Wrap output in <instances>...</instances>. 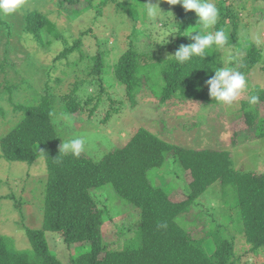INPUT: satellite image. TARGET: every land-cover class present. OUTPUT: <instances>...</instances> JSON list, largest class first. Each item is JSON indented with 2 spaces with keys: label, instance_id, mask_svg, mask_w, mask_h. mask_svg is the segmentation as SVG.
<instances>
[{
  "label": "trees",
  "instance_id": "1",
  "mask_svg": "<svg viewBox=\"0 0 264 264\" xmlns=\"http://www.w3.org/2000/svg\"><path fill=\"white\" fill-rule=\"evenodd\" d=\"M112 1L101 0L100 8L108 6ZM59 3L74 6L79 5L80 0H60ZM126 5L133 6L128 2L118 4L124 11H127ZM167 5L172 14L173 25L170 27L177 28L178 31L176 36H172L170 43L163 44L166 53H161V47L158 46L159 53H143L132 41L118 61L109 63L108 67L104 57H108L110 52H98L91 58L92 80L71 83L72 91L64 96V102L51 94L49 77L41 91L40 85L22 79L20 70L14 71L13 77H7L9 72L3 67L7 59L0 62V107H4V98L7 97L6 99H13L16 110L21 113L20 120L0 137V155L10 162L28 163L42 155L48 170L42 227L26 229L30 245L27 249H18L10 238L0 236V264H62L50 249L47 232L60 234L64 244L76 251L69 264H239L234 239L227 238L221 225L211 227L202 238H198L187 227L189 221H192L189 219L192 214H196L195 217L201 214L200 210L193 212L194 208L202 207L199 199L216 184L220 185L224 199L227 200L228 193L234 194L237 222L250 246L249 251L257 253L264 249V173L237 170L229 151L182 147L165 141L146 128H139L122 148L107 153L99 160H94L83 152L79 157L59 154L60 144L64 140L53 122V110L62 107L61 111L67 116L74 113L92 116L100 109L104 100L107 99V104L110 102L108 82L115 89L125 90L127 98L135 102L136 95L143 88L150 89L154 79L151 74L155 73L162 81L158 93L162 103L175 100L201 103L204 106H221L223 104L217 103L210 96L209 86L206 84L214 76L215 70L233 67L245 75L261 62V52L247 43V55L242 60L232 56L226 64L224 49L233 47L238 40L239 20L238 12L223 8L222 0L217 24L210 31H225L230 24L231 32L226 34L227 42L220 48L213 46L206 49L202 57H194L190 62L179 65L172 55L180 45L193 42L186 34L193 29L200 30V25L194 11L186 12L179 4ZM129 13L134 17L137 15L135 9H131ZM26 14L25 32L41 45H52L51 38L46 42L42 36L46 27H53L49 25V17L38 10L28 11ZM163 24L168 27L166 23ZM8 29L11 34L12 29ZM192 34L195 35L196 32ZM74 42L59 58L77 51L79 58L84 57L81 39ZM30 75V79L37 76L34 73ZM104 75L107 76V81ZM56 82H60V79L56 78L53 83ZM89 85L96 86L94 92L88 93ZM80 89L86 98L75 95ZM251 95H258L260 99L255 105H250L249 99L241 100L239 116L232 121L234 146L238 145L240 137L245 133L248 140L264 137V88L255 86ZM39 96L41 99L38 102H31ZM112 104L113 102L110 103L111 106ZM4 111V108H0V113ZM168 157L179 165L185 181L188 178L187 191L179 201H174L171 197L174 190L171 191L167 185H158L154 177L152 179V170L162 168ZM108 185L112 186L120 199L135 208L133 210L139 215V226L133 236H128L131 231H127L125 227L130 215L123 224L117 225L120 227V234L127 236L121 247L115 244L113 246L105 240L102 225L107 207L98 205L93 197L95 191H102ZM207 239L214 242L215 247L211 251L205 248Z\"/></svg>",
  "mask_w": 264,
  "mask_h": 264
},
{
  "label": "rangeland",
  "instance_id": "2",
  "mask_svg": "<svg viewBox=\"0 0 264 264\" xmlns=\"http://www.w3.org/2000/svg\"><path fill=\"white\" fill-rule=\"evenodd\" d=\"M59 1L25 0V6L18 13L9 16L0 15V62L7 59L5 66L2 64L4 70L9 72L7 77H13V72L20 70L22 79L40 85L41 91L49 77L51 94L62 101L64 96L72 91L71 83L77 80H92L91 58L98 52H110L108 57H104L106 66L109 63H116L132 41L143 53L152 55L155 52L159 53L158 46L164 54L167 50L162 47L163 44L170 43L172 36H176L178 31L177 28L170 27L171 24L173 25L172 14L167 9L166 0H113L103 8L99 5L101 0H80V4L74 6L61 5ZM221 1L211 0L217 9L220 8ZM123 2L132 3L133 6L126 5L127 11H124L118 6ZM146 3L152 4L156 9L153 15L148 14ZM223 8L237 11L239 20L238 40L233 47L224 49L226 64L232 56L242 60L247 55L245 50L247 43L254 45L262 55L261 62L245 74L247 87L236 101L221 106L213 104L204 106L201 103L191 104L175 100L162 103L158 95L162 81L157 74L152 73L154 79L150 89L143 88L136 95L135 102H131L125 90L115 89L108 82L110 102L107 104V99L104 100L100 109L92 116L85 113L67 116L61 111L62 107L53 110L55 113L53 122L63 135V140L84 138L86 143L83 153L94 160H99L107 153L122 148L137 129L146 128L165 141L182 147L229 151L233 166L237 170L264 173V137L248 140L245 133L240 137L237 146L232 142V121L239 116L241 100H248L255 86L264 88V2L223 0ZM131 9L137 11L135 17L129 13ZM32 10H38L49 17L51 22L49 25L53 27H46L42 36L46 42L51 38L52 45H41L33 36L25 32V16ZM8 27L12 29L11 34ZM190 31H199V29ZM224 32L230 34V24ZM79 39L82 41L81 50L85 53L82 59L76 55L78 51L59 58V55ZM28 67L32 69L29 70ZM107 70L110 73V69ZM33 73L37 76L30 79L32 77L30 74ZM104 77L107 81V76ZM56 78H59L60 82L53 83ZM95 88L96 86L89 85L88 93L94 92ZM75 95L86 98L81 89ZM6 98H4V107H0L5 109L4 113H0V137L21 118V113L16 110L13 99ZM39 99L41 96L33 98L31 102H38ZM111 102H113L112 106ZM108 114L109 117L106 118ZM47 177V164L42 155L32 163L10 162L0 155V236L10 238L18 249H27L30 246L27 241V228H41L43 225ZM153 177L156 184L167 185L171 191H175L171 194L174 201H179L185 196L182 194L187 191L188 178L185 181L183 171L172 158L168 157L162 168L152 170V179ZM232 193L227 194L226 200L221 195L220 185L212 186L199 199L202 207L193 210L194 213L200 210L201 214L197 217L196 214H192L189 217L192 221H189L187 227H190L198 238H202L211 227L219 224L227 238L234 239L236 256L240 258L239 264L263 263L264 249L257 253L249 251L250 246L246 243L237 222L238 213L234 208L235 199ZM93 197L98 205L107 207L102 225L105 240L113 246L115 244L121 247L127 236L120 234V227L117 225L123 224L130 215L125 227L127 231H131L128 236H133L139 226L138 213L133 210L135 208L117 196L111 185L106 186L102 191H95ZM46 234L51 251L62 264H69L71 256L75 255L76 251L64 244L60 234L53 232ZM204 244L208 251L215 247L210 239L205 240Z\"/></svg>",
  "mask_w": 264,
  "mask_h": 264
},
{
  "label": "clouds",
  "instance_id": "3",
  "mask_svg": "<svg viewBox=\"0 0 264 264\" xmlns=\"http://www.w3.org/2000/svg\"><path fill=\"white\" fill-rule=\"evenodd\" d=\"M170 5H181L187 11H194L198 23L199 31H190L188 34L193 41L188 45H180L172 57L179 65L190 62L194 57H202L206 49L213 46L220 48L227 42V35L223 30L214 33L210 31L218 21L219 10L211 0H166ZM147 12L153 15L156 9L152 4L146 3ZM25 6V0H0V15L9 16L21 11ZM196 32L195 35H192ZM209 86L210 96L221 104H232L247 87L245 75L233 67H220L215 70L214 76L206 81ZM258 95H251L248 103L255 105L259 102ZM85 139L76 137L68 141H62L59 147V154H71L79 157L85 148Z\"/></svg>",
  "mask_w": 264,
  "mask_h": 264
}]
</instances>
